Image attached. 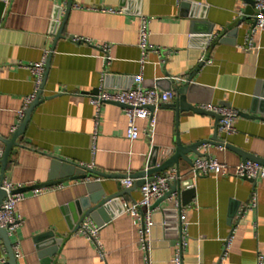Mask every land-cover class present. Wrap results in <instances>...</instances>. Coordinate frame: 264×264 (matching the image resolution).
I'll use <instances>...</instances> for the list:
<instances>
[{
  "label": "crops",
  "instance_id": "obj_1",
  "mask_svg": "<svg viewBox=\"0 0 264 264\" xmlns=\"http://www.w3.org/2000/svg\"><path fill=\"white\" fill-rule=\"evenodd\" d=\"M2 3L0 137L11 138L19 127L24 101L35 91L29 65L41 61L44 51L50 50L43 101L33 109L20 146L12 149L3 182L22 187L47 182L52 156L97 172L133 176L147 167L155 148H174L178 139L184 146L211 141L199 151L203 157L226 164L230 170L226 176L191 175L193 163L200 157L195 153L188 154L190 163L180 162L183 181L189 186L183 190L196 193L191 203L182 206L187 224L183 264H257L258 256H264V179L234 175L236 166L253 161L243 153L264 160V32H258L254 45L247 47L255 23L254 5L244 0H0ZM110 9L122 13L108 12ZM142 17L149 20V43L154 47L145 56L139 47ZM64 21L63 37L57 39ZM105 44L111 49L109 60L102 50ZM140 74L147 87L171 89L174 98L153 111V123L139 119L140 136L130 142L124 107L105 104L96 118L89 95L101 86L130 89ZM188 80L189 102L196 108L231 107L239 114L254 110L251 117L239 116L236 134L218 132L225 147L213 140L218 124L214 116L180 112L174 107L181 97L178 90ZM1 170L0 164V174ZM123 179L93 175L44 188L37 196L25 192L26 200L16 208L23 224L11 237L12 242L20 243L17 263L44 264L37 238L53 233L62 243L57 244L49 264H145L139 220L125 212L142 194L140 188H126ZM89 185L94 186L93 193L102 188L107 195L123 191L106 210L109 221L100 225L104 259L87 236L70 231L69 222L79 224L73 218L78 209L72 211L70 206L90 196ZM255 195L256 209L239 217ZM177 201L181 203L173 195L153 209L150 264H173L180 229ZM0 242V260L6 256L9 261L3 240Z\"/></svg>",
  "mask_w": 264,
  "mask_h": 264
},
{
  "label": "built area",
  "instance_id": "obj_2",
  "mask_svg": "<svg viewBox=\"0 0 264 264\" xmlns=\"http://www.w3.org/2000/svg\"><path fill=\"white\" fill-rule=\"evenodd\" d=\"M180 1L182 0H177V2ZM254 10L255 23L248 36L247 47H252L254 45L253 38L258 32H264V0H255ZM108 12L122 13V11H116L113 9L108 10ZM240 15L242 16V14ZM150 33L149 20L146 17H142L139 47L141 50H143L142 52L144 56L147 51L154 49V47L149 43ZM73 40L78 42L82 41L80 39ZM102 50L106 54L107 60H109V51L111 50L110 46L105 44L102 46ZM49 54L50 50L46 49L41 61L29 65L35 82V91L24 101L23 108L19 114V124L25 118L26 111L42 90ZM207 62L210 61L207 60ZM133 85L134 86H132L130 89L122 90H106L103 88V86H101L96 93L89 95L91 104L97 110L96 118L99 117L100 110L105 104L113 103L124 106L125 115L128 120L126 137L130 142H135L140 136L137 121L139 119H148L151 121V123H153V111L162 105L168 104L174 98V92L171 89L167 91L161 90L156 86L147 87L142 74L134 77ZM201 109L220 115L221 118L218 124V132L220 134L231 136L237 133L235 123L240 116L237 110L231 107H216L212 105L201 106ZM229 171V167L226 164L221 163L215 158L206 156L199 157V159L193 163V168L190 174L196 178L200 176L204 177L211 175L226 176ZM234 175L241 179L255 180L259 177L264 179V166L257 161H244L235 167ZM183 176L184 175H182L181 172L179 173L176 169H173L166 174L156 176L151 182L146 181V183L140 188L142 194L141 200L133 204L132 207L126 206L125 208V212H128L139 220V237L141 246L145 252V264H150V253L154 246L151 237L152 229L155 225L152 209L153 201L161 199L166 193H168L170 186L174 181H183ZM122 183L126 186V188H131L134 186L135 180L126 178L122 180ZM1 187V189L6 192L7 197L2 204L3 206L0 207V228L6 230L11 238L16 233L18 227L23 224L22 218L17 212L16 208L19 202L26 200V194L14 193L16 190L23 187L15 186L14 184L7 181L3 182ZM186 187L189 188L188 185ZM44 191V189H36L33 191V195H40L44 193ZM176 205V210H178L177 220L180 229L179 240L176 244L177 247L175 249L172 262L173 264H183L187 236L186 215L185 210L179 201L176 202ZM256 207L257 197L255 195L252 199V202L242 210L239 217H243L245 211L256 209ZM100 230L101 226L95 224V222L91 219H86L81 224L78 232H81L87 236L89 240L95 244L100 256L102 259H104L105 253L98 238ZM230 244L231 239L227 240L225 244V251H227ZM12 250L16 258L21 256V248L18 241L15 243L12 242ZM0 264H9L6 256L0 260ZM257 264H264L263 255L258 256Z\"/></svg>",
  "mask_w": 264,
  "mask_h": 264
},
{
  "label": "water",
  "instance_id": "obj_3",
  "mask_svg": "<svg viewBox=\"0 0 264 264\" xmlns=\"http://www.w3.org/2000/svg\"><path fill=\"white\" fill-rule=\"evenodd\" d=\"M244 1L248 2L249 4L253 6L255 0H244ZM71 6H72V2L69 3L66 17L69 13ZM4 7H5V4L2 3L0 5V18L2 16L3 11H5ZM249 12H251V10H249ZM66 17H65V20H66ZM64 23L65 21L63 22V25L61 26L57 34V39L63 37L62 32L64 30L63 29ZM222 35L223 33L220 34L221 37ZM49 67H50V60L48 59V63L46 65L44 83L42 85V90L46 83V78L48 76ZM190 88H191L190 81L188 80L183 85V87L178 90V92L181 94V97L177 101L176 103L177 105H174L176 110L180 112L193 111V112H197L201 114H209V115L214 116L219 124V120L221 118L220 115L214 112L204 111L201 108H196L189 102L188 91ZM42 90L38 94L34 102L30 105L28 110L26 111L25 118L22 120L19 127L13 133L11 138L9 137L8 139H6V138L0 137V164H1V169H2L1 174H0V180H1L0 187L2 186V182L5 179V172L7 170L6 167L8 165L9 157L11 153H13L12 149L14 146L16 147L20 146L18 141H20L21 140L20 138L23 135H25L24 133L30 121L33 109L37 106V104L43 101ZM253 113H254V110H251L250 114L241 113L240 116L251 117ZM218 124H217V129L213 136V140L217 141L218 145L225 147V144L222 141L220 142L218 139ZM210 142L211 141L202 140V141L195 142L189 146L187 145L184 146L181 143V141L178 139L177 144L174 148H165L161 151L155 148L149 155L150 157L148 158V161H147V167L141 172L134 174L133 176H119L118 174H107V173L99 172V171L97 172L96 170H92L84 166H80L77 163L64 160L56 156H52V163H51L52 172H50V176L47 182L40 184V185L23 187V188L16 190L14 193H25V192L27 193L30 191H34L36 189L54 187L57 185H62L69 181L84 180L86 178L92 177L93 175H98L103 178H114V177L115 178H125V179L130 178V179L135 180L134 188H141V186H143L146 183V181H149V182L153 181L156 176L160 174H166L169 169L175 168L180 173V162L184 161V162L190 163L191 159L188 156L189 153H195V154H198L200 157H203L204 154L199 151V148L207 145ZM239 153L242 154L243 152L240 151ZM242 155L245 157V159H251L253 161H259L260 163H264V160H262L261 158L250 156L244 153ZM184 187H186L184 181H181V180L174 181L171 184L170 190L168 191V193H166L161 199H159V201H157L152 206V209L160 206L162 201H165L171 198V196L173 195H177L178 198L181 199V204H182L181 206H186L189 203H191L196 193L193 189L183 190ZM1 188H0V207L3 206L2 204L4 203L7 197L6 192L3 191ZM93 188H94L93 185H89L88 190H90L89 192L90 196L88 198H83L79 202H75L74 204L70 206L72 211L75 209H78L77 210L78 213L75 211L74 213L75 215L73 218L75 220L77 219V223H79L78 226H72L71 222H69L71 232H77V230H79L81 224L84 222L86 218H92L95 221V223H97V225L99 226L102 225L104 221H109V218L106 214V210H108L109 207H111V205H114L117 199L123 195V191L107 195L106 190L103 188L98 193H93L92 192L94 191ZM125 191L128 192V189ZM154 227L152 229V236H153V231L155 229ZM0 240H3V243L7 249L9 264H18L17 258L15 257V254L12 250V239L8 235L7 231L2 228H0ZM37 241L38 243H40L38 246L41 251L40 257L43 258L44 264H49L52 261L51 256L55 254L58 248L57 244L58 245L61 244L62 239L55 238L53 233H47V234L38 236ZM48 256L49 258H47Z\"/></svg>",
  "mask_w": 264,
  "mask_h": 264
}]
</instances>
